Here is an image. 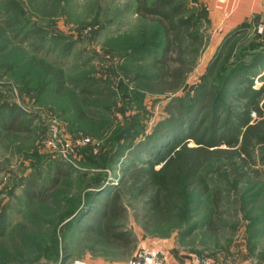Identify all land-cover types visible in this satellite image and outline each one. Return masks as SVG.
<instances>
[{"label":"rangeland","instance_id":"374dc122","mask_svg":"<svg viewBox=\"0 0 264 264\" xmlns=\"http://www.w3.org/2000/svg\"><path fill=\"white\" fill-rule=\"evenodd\" d=\"M12 1L15 12H7ZM168 1L182 3V16L192 22L184 42L188 72L175 93L147 88L159 71L153 62L165 30L158 16L138 15L135 0H0V107L22 112L20 129L0 132V264H126L141 244L158 239H173L168 260L178 248L185 256L205 255L212 264H264L259 152L253 164L241 157L228 166L209 163L210 191L186 196L179 216L167 225L145 226V201L135 195L134 184L126 185L122 224L134 233L127 247L65 236V223L109 171L106 158L118 145L141 140L170 121L169 107L204 81L225 41L205 0ZM256 27H247L239 47L264 41ZM47 68L61 70V89L41 73ZM87 82L96 85L83 90ZM254 83L260 87L264 75ZM62 168L66 177L43 192ZM30 190L47 196L31 200ZM207 217L211 223L202 225Z\"/></svg>","mask_w":264,"mask_h":264},{"label":"trees","instance_id":"16d2710c","mask_svg":"<svg viewBox=\"0 0 264 264\" xmlns=\"http://www.w3.org/2000/svg\"><path fill=\"white\" fill-rule=\"evenodd\" d=\"M135 1L138 15L158 16L165 30L161 55L153 62L159 71L155 83L147 88L175 93L184 87L188 72L184 42L191 18L182 16V3ZM12 2L7 12H15L16 3ZM247 27L242 25L224 37L204 81L186 100L177 99L169 107L170 121L162 122L141 140L118 145L106 158L109 171L91 186L76 215L65 223V236L80 235L83 240L98 237L102 243L127 247L134 241V233L122 224L127 212L122 191L129 183L134 184L135 195L145 201L140 211L144 225H167L179 216L186 196H203L210 191L206 178L209 163L228 166L241 157L253 164L257 152L264 160V83L260 87L254 83L256 76L264 75V41L239 47ZM261 35L264 38V32ZM40 71L49 74L55 90L61 89L60 69ZM95 85L87 82L81 87L90 91ZM17 111L13 106L0 107V132L21 128L22 112ZM67 174L59 169L52 178L54 184L42 191L58 186ZM42 191L30 190L26 196L31 200L46 197ZM205 219L202 225L211 223L210 217ZM55 264H65V259Z\"/></svg>","mask_w":264,"mask_h":264},{"label":"crops","instance_id":"0c3cea01","mask_svg":"<svg viewBox=\"0 0 264 264\" xmlns=\"http://www.w3.org/2000/svg\"><path fill=\"white\" fill-rule=\"evenodd\" d=\"M211 7L213 22L217 23L222 33L226 36L229 32L240 26L264 25V0H205ZM146 244L162 249H173L172 240L147 241ZM175 256L170 257L169 264H196L193 257L185 256L183 251L176 248ZM215 264V263H214Z\"/></svg>","mask_w":264,"mask_h":264},{"label":"built area","instance_id":"2783aa9c","mask_svg":"<svg viewBox=\"0 0 264 264\" xmlns=\"http://www.w3.org/2000/svg\"><path fill=\"white\" fill-rule=\"evenodd\" d=\"M258 32H264V25L261 24L256 27ZM134 256L126 264H167L168 263V252L166 249L157 248L153 245L146 243L141 244ZM194 262L196 264H212V261L208 258L196 254L194 256ZM75 264H86L85 261H76ZM248 264H259V263H248Z\"/></svg>","mask_w":264,"mask_h":264}]
</instances>
